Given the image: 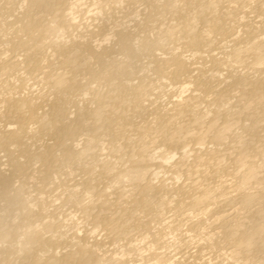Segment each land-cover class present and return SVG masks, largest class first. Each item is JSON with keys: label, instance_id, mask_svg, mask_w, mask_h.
I'll return each mask as SVG.
<instances>
[{"label": "bare ground", "instance_id": "1", "mask_svg": "<svg viewBox=\"0 0 264 264\" xmlns=\"http://www.w3.org/2000/svg\"><path fill=\"white\" fill-rule=\"evenodd\" d=\"M0 264H264V0H0Z\"/></svg>", "mask_w": 264, "mask_h": 264}]
</instances>
